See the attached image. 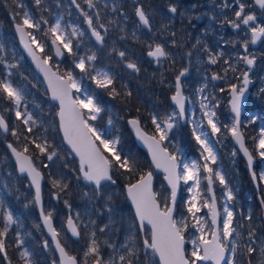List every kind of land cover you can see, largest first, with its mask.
<instances>
[{
	"label": "snow or ice",
	"instance_id": "1",
	"mask_svg": "<svg viewBox=\"0 0 264 264\" xmlns=\"http://www.w3.org/2000/svg\"><path fill=\"white\" fill-rule=\"evenodd\" d=\"M41 2L42 0H35L37 6H40ZM235 2L238 4V9L234 11L235 19L226 18L224 23H227L233 29H240L241 26H244L251 33L250 41L245 40L241 44L245 54L237 57L239 61H242L247 66V70L242 71L240 77H237L240 80L239 85L229 84L228 86L230 94L228 103L230 112L232 113L231 124L225 123L221 126L217 113L214 110L219 105L205 103L208 100L206 96L202 97L200 102L201 120L199 122L194 119L190 121L193 124V138L203 150L201 153V159L204 160L203 165L195 161L192 163H184L183 170L178 171L180 168L178 156L170 153L167 148L162 146L163 142L169 138L170 131L176 127L178 120H184L186 117L187 110L185 105L187 102H190V99L184 95L182 78L188 73L187 67L183 68L175 77L174 92L170 97L172 103L175 105V109L171 113H166L163 117L158 114L151 116V123L155 128V134H147L141 128L138 119L128 121L133 127L137 138L147 147L151 155L152 164L156 169L162 170L165 173L164 179L170 188V193L166 197V200L170 203H165V206L162 208L158 200V194L153 191V173L151 171L140 174L135 183H130L125 186L128 199L135 209V217L139 222L140 232L144 236L142 241L144 257L147 259L149 253H151L154 258L158 257V264H208V262H211V264H236L234 254L237 252L240 242L244 239L243 233L235 224L234 210L228 206V203L234 200L233 193L228 189L227 181L221 171L210 166V164L216 163L217 157L209 140V134L202 130L203 121H207V127L210 128L212 136L221 134L223 127L231 135L235 143L239 145L240 151L247 159L248 168L252 172L253 180L255 181L257 179L256 173L252 171L254 157L245 144L240 117L243 99L248 91L249 85L252 83L249 73L256 62L255 55L247 54L248 44L255 45L257 41L264 37V25L257 23V16L255 14L245 13V9L251 7V5H246L242 0H235ZM71 3L75 5L84 17V22L87 24L91 35L95 37L97 43L103 44L104 36L94 25L93 16L81 8L78 0H71ZM84 3L87 4L89 9L96 7L93 0H84ZM253 3L264 10V0H253ZM230 6L227 0H225L221 7L228 8ZM178 11V7L175 4H169V13L175 15ZM135 14L140 24L145 27L150 26L149 16L142 6L138 5L135 7ZM15 15L19 14H14V18ZM95 19L99 24V28H104L107 31L105 25L99 23L100 17L98 12L95 15ZM41 23L48 25L46 30L41 28ZM32 29L42 30L45 36L50 35L52 37L51 44L55 49V55L57 57L62 56L65 51L69 55L73 54L72 40L66 33L65 28L61 25L60 19H57L55 23L49 25L48 21L44 20L43 17L40 20H36L28 11H23L22 15H20V21L15 23V30L19 34L20 42L24 45L29 56L32 57L36 67L44 74V78L48 84V90L51 92V98L59 102V111L57 112V116L59 117V130L63 133L64 141L79 158V173L85 181L96 186L95 193L96 195H100V190L103 186L102 182L116 183L113 178L114 169L123 170L126 173H135L137 163L130 153L123 154L121 150H118L119 138L108 139L106 138V134L101 133L89 123V121L96 120L97 116L101 113L102 109L100 105L91 95H86L83 99L79 96L73 98L71 94L72 89H75L77 92L81 91L78 81L73 77L71 71L62 75L53 72L49 64L51 57L44 56L41 58L36 55V50L43 53L44 45L34 32L30 31ZM77 34L84 35L83 32H78V29L73 27L71 35L76 36ZM173 35L175 34L173 33ZM5 51L4 44L0 43V53H4ZM205 51H207V48H205ZM147 55L155 58L159 62L160 58L167 57L169 53L165 51L162 45L156 44L154 48L150 46V51H148ZM189 55L191 54L189 53ZM220 55V53L209 55V63L216 64ZM119 56L123 58L125 53L119 52ZM95 59L96 56L94 54L88 56L87 60L81 57L75 63V67L82 73H88L91 62ZM224 63L229 64L233 72L237 71L236 67L229 63V60H225ZM0 64L4 65L6 72L8 69L16 67L15 64L8 63L2 55H0ZM127 68L139 71L137 65L132 62L127 63ZM225 73H227V70H225ZM11 75V72H7V75L3 79H0V95L18 109L24 96L21 89L14 87L9 81ZM91 79L98 88L108 89L109 95L113 97L119 95L116 89L112 87L113 80L107 72H98L96 75L91 76ZM220 79H224V77L215 73L212 75L213 81ZM203 91V87L198 89V92L202 93ZM220 91L224 92L225 89L221 88ZM259 94L264 95V86L259 89ZM126 95L130 96L131 93H126ZM85 109H87V113L84 112ZM15 115L16 119L22 120L27 126V131L31 133L33 126L36 124L32 115L27 113V111L21 113L19 110H16ZM262 118L264 117L253 115L250 119L252 123H255L257 119ZM111 123L112 121L109 120V124ZM0 129L5 132L9 131V126L2 116H0ZM12 135L19 138V134L15 129L12 130ZM253 140L255 141L256 153L261 161L264 162V126L260 128L258 136L253 137ZM96 141H99V144ZM32 143H35V141H32ZM7 147L15 157L19 172L26 173L31 181V186L35 188V205L41 207L42 174L34 166L32 158L26 155L28 152L27 145H25L23 151H18L11 143ZM36 147L40 153L47 155L49 161H52L57 155L55 150L48 151L52 146L46 140L43 144L37 143ZM104 152L109 153V155L105 156ZM235 154L233 152V155ZM47 166L45 165V167ZM201 169L207 175L202 177ZM202 179L207 180V192L211 196L210 200L204 199L201 195ZM259 179L260 181H264V170L261 171ZM214 180L219 181V184L227 189L224 193L227 202L223 206V213L217 208V199L213 192ZM181 181L186 185L190 181L192 182L188 188V192L191 195L186 202V211L193 221L191 225L188 223V217L177 220L173 215L177 200V189ZM52 184L54 188L60 190L68 187L67 184H61L57 180H53ZM53 195L55 199H59L58 193H54ZM85 195L88 194L85 193ZM65 204L67 205V201H65ZM261 206L264 207V199L261 200ZM202 208L208 209L207 218L198 215ZM40 215L44 226L52 237V243L55 244V248L59 252V264H78L77 258L70 256L59 240L60 233L53 227V213L51 211L45 213L41 207ZM245 219L251 221L252 218L248 216ZM14 223L13 215L10 212H4L3 228L0 229V253L4 254L5 260L8 257L4 238L7 236L10 226ZM91 223L94 224L95 222L92 221ZM67 226L73 237L80 236L79 228L71 216L67 220ZM189 227L194 229L195 233L190 240L186 241L185 232ZM106 228L107 225L100 228L99 231L103 233ZM89 235V243L84 252V264H88L89 259H91V264H139L140 255L138 247L126 244L123 248L124 254L106 260L102 256L100 243L96 239V233L93 231ZM149 235L150 238H148ZM247 240L249 243L245 244L244 247L246 254L250 256L256 250L255 246L258 243L256 231L252 227L248 229ZM105 243L108 242L106 241ZM186 243H190L192 246L190 255L186 253ZM259 243L261 244V260L259 264H264V240L259 241ZM22 244L23 241L20 239L19 234H17V245L20 246ZM44 247L45 249L49 247L48 241L44 242ZM108 247L113 248L114 246L108 243ZM20 257L23 264H33L31 253L27 249L20 252ZM150 264H156V260L153 259L150 261Z\"/></svg>",
	"mask_w": 264,
	"mask_h": 264
},
{
	"label": "trees",
	"instance_id": "2",
	"mask_svg": "<svg viewBox=\"0 0 264 264\" xmlns=\"http://www.w3.org/2000/svg\"><path fill=\"white\" fill-rule=\"evenodd\" d=\"M53 1L42 0L41 5L37 6L35 0H0V43H3L6 49L0 55L8 63L16 65L15 68L8 69L7 72L12 73L9 81L14 87L21 89L24 96L18 110L21 113L27 111L36 121L33 131L29 133L27 126L22 120H17L16 116H14L16 106L0 95V113L9 126L7 134H3L0 130V209L9 211L15 220V223L10 226L7 236L4 238L8 259L5 260L4 254L0 253V264H23L20 252L25 249L31 253L33 264H54V262L56 264L53 249L49 247L48 250H44L42 245L45 236L38 220V214L32 200V191L26 178L16 175V181H11L5 174L7 169L15 170L14 163L5 146V142L7 141L20 150H23L25 145H27V154L45 177L42 186L44 210L51 211L50 206L55 208L51 212L57 213L54 216L56 229L58 228L64 233L66 241L62 240V243L68 252L77 258L79 264H84V252L90 239V235L82 232L81 226H78L80 231L78 240L72 239L64 231L63 224L67 213L76 211L81 213L84 208L88 207L86 205L91 204V202L86 201L83 197L84 190L89 186L82 182L78 162L69 154L68 149L63 144L56 119L57 106L49 101L40 77L35 73L18 48L12 28V20L20 21V15H22L23 11H28L36 20H40L43 17L50 24V15H55V12H58V14L62 13L61 10H54L52 8ZM57 1L62 9L65 7L64 4L68 5L67 0ZM194 1L197 0H111L113 8L110 11L118 17H123L124 21L130 24L131 27L126 25L128 28L122 27L118 29L115 25V28L111 27L109 30L114 38L108 37L113 42L111 50L107 52V63L100 60V53L104 47H99L90 41L94 55L96 56L95 63L93 62L94 65L102 66L116 62L119 54L118 49L125 48L127 59L130 58V54H134L135 59L138 61L137 68L139 69V71L132 72L123 67L122 71L120 69L117 71L116 69L115 73L114 67L110 71V76L113 80L112 87L119 93L115 97L109 95L108 89L98 88L95 83H90V79H88L89 84H85L87 83V79L85 76L82 77L88 92L97 102L101 103V105L103 104L104 112L102 117L100 116L101 121L99 125L105 131H108L109 137L119 138L118 150H121L123 154L130 153L137 163L135 173H126L123 170L114 169L113 178L116 183L112 184L110 182L104 184L100 190V195H96L95 191L93 192L96 201L93 202L91 208L89 231L90 233L93 231L96 233V239L100 243L104 259L124 254L123 248L126 244L138 247L141 258L140 250L143 247L142 235L135 221L132 209L127 202L124 185L137 180L140 174L152 170V166L146 152L135 144L131 133L127 129L125 120L129 116H134L149 133L155 134V128L151 123V116L158 114L163 117L168 109L172 108L170 95L174 90V86H170L169 81L175 79L176 75L179 74V70L184 65L179 55L180 48L178 46L181 45L183 40H188L186 37V33L189 32L188 25L192 22H197V18L178 19L176 17L177 14L172 15L168 12L167 8L172 3H176L178 9L184 8ZM137 5L142 6L145 12L148 13L151 34L141 27L135 18L134 13ZM69 9L75 16V19L84 27L81 22L82 17L74 8L69 6ZM16 13L19 15H15L14 18V14ZM72 21L76 20L73 19ZM63 23L66 33L72 40L74 51H78L79 43L77 44V41L71 36L65 20ZM224 24L227 25V23ZM47 27L48 25L41 23L42 29L46 30ZM226 31L230 33L231 28L227 27ZM215 32L217 33V27H215ZM36 35L45 45L43 53L40 52V54L42 56L45 53L51 54L48 41L52 37L50 35L45 36L42 30H36ZM151 37H157L169 48L167 51L169 55L162 61L164 65V69H161L162 78L159 76V69L150 64L149 59L145 56V51L149 48L150 42L153 41ZM104 40L105 44L107 38L104 37ZM223 40L226 41L227 39L224 38ZM217 44L214 41L211 47L215 49ZM225 46L227 44L223 45V49ZM233 50L236 53L237 48L234 47ZM66 55L68 53L65 52L62 62H57L54 69L61 73H65L66 70H73L76 75L81 74L82 72L73 65V62L67 60ZM104 55L105 53L102 54V56ZM7 72L4 65L0 64V79H3L7 75ZM220 89L217 91V97L219 100L223 99L220 107H224L226 105L228 87L224 88V92H221ZM129 92L131 95H126ZM216 113L220 124H225L228 119L227 116H223V111H220L217 107ZM109 120L112 121L111 124H109ZM13 129L18 132L19 138L12 135ZM177 132L181 145L186 149L185 154H196L199 147L191 135L188 124L181 125ZM38 137L39 139H37ZM45 140L52 146L48 151L55 150L57 153L53 160L56 161L58 159L60 162L58 169L53 170L54 179L50 178V170H47V167L43 165V161H49L47 155L40 153L36 147L37 143L43 144ZM32 141H35V143H32ZM246 144L252 150L249 139H246ZM104 154L106 156L109 155L107 152H104ZM64 156H66V160L62 161V157ZM51 164L52 162L46 165L51 166ZM156 179L158 183H163L160 174L156 175ZM53 180L60 181L61 184H67L68 187L64 190L54 188L52 184ZM164 188L166 189L165 186ZM54 193H58L59 199H54ZM65 201H67V205ZM255 203L256 210H258L259 203L257 199H255ZM252 208L253 206L251 205ZM179 209L182 208L179 206L178 199L175 210L179 211ZM1 210L0 229L3 228V210ZM92 221L95 223H91ZM105 225H107V228L105 232L101 233L99 229L105 227ZM17 234H19L20 239L23 241V244L20 246L17 245ZM106 241L114 247H108V243H105ZM89 262L91 263V259L88 260Z\"/></svg>",
	"mask_w": 264,
	"mask_h": 264
},
{
	"label": "rangeland",
	"instance_id": "3",
	"mask_svg": "<svg viewBox=\"0 0 264 264\" xmlns=\"http://www.w3.org/2000/svg\"><path fill=\"white\" fill-rule=\"evenodd\" d=\"M93 2L96 5V7L93 9H89L87 4L84 3V0H78V3H80L82 9L93 16L94 25L97 27L98 31H100L101 34L107 38V42H105L103 46L105 55L102 56L103 50L100 53V60L107 63L106 61L107 51L111 50L112 42H113V40H109L108 37L112 39L114 38V36L110 34L109 30L111 29V27H114L115 25L116 27H118V29L122 27H127L126 25H129V27L131 26L130 24L124 21L123 17H118L112 11H110L113 8L111 4V0H93ZM224 2L225 0H203L201 2H198L197 0L190 3L188 6H185L184 8H179L178 9L179 11L176 16L178 19H183V20L196 19L198 16H200V21L198 22L199 25L196 26L195 25L196 22L195 23L192 22L193 24L190 23V25H188L189 32L186 33V37L188 38V40L187 41L183 40L181 45L178 46L180 48L179 55L181 57V61L184 63V65L181 67L179 72L185 67L188 68V73L186 74L185 77H183L184 80H182V82L184 85V93L190 99V102H188L186 106V110H187L186 123L190 128L191 135H192L193 124L190 121L194 119L199 122L201 120L202 113L200 111V102H201V98L205 96L208 97V100L205 101V103H209L211 105H219L218 108L220 111H223L224 113L223 116H227L228 120L227 121L225 120L226 123L231 124L232 115L228 110L229 95L227 93L226 105L224 104L225 105L224 107H220L221 102H223V99L222 100L218 99L217 91H219L220 88L228 87L229 84L239 85L240 80L237 79V77H240L241 72L246 70V68L243 66V62L239 61L237 57L239 55L244 54V52L242 51L243 48L241 47V44H243L245 40L250 41L251 33L248 32L247 29L244 28V26H241L240 29H234V30L231 29L230 33L226 31L227 27L231 28V26L228 24L227 26L222 22L226 18L227 19L232 18V20L235 19L234 11L238 9V4L235 2V0H227L228 4L231 6L228 8H223L221 6L223 5ZM242 2H244L246 5H251V7H247L245 9V13L255 14L257 16V23L264 25V10L256 7L255 4L253 3V0H242ZM52 4H53L52 8L54 10H61L62 13L58 14V12H55V15H50L51 17L50 24H53L57 19H60L61 25L64 27L63 21L65 20V24L67 25L70 34L72 32L73 27L77 28L78 32L84 33V35L82 36L79 34H77L76 36L71 35L73 39L77 41V44L79 43V50L74 51L73 43H72L73 54L72 55L68 54L66 56H67V60L72 61L73 65L75 66V63L78 61L79 58L83 57L85 58V60H87L88 56L94 54L93 47L90 42L91 40L89 34L86 32L85 27H82L80 22L77 19H75V16L72 14L71 10L69 9L70 6L69 3L68 5L64 4L65 6L64 9H62V7L60 6L57 0H54ZM172 4L176 5V3H172ZM97 12L99 13V17H100L99 23H103L107 28V31H105L104 28H99V24L96 22L95 19V15ZM181 13H183V15H181ZM73 19L76 21H72ZM81 22L83 23V21ZM215 27H217V33L215 32ZM30 31H33L34 34L36 35L35 29H32ZM201 33H204V35H202ZM153 37H155V35H153ZM37 38L39 39V37ZM224 38L227 40L224 41L223 40ZM214 41L215 43H218L215 49L211 47V44ZM226 44L227 46H225V48L223 49V45ZM234 47L237 48L236 53L233 50ZM205 48H207V51H205ZM44 49H45V45H44ZM118 51H120V49H118ZM85 52L88 53L85 54ZM189 53L191 55H189ZM218 53H220L221 55L219 56L216 64L207 63V60H209V55H216ZM248 54L255 55L256 62L250 74L252 85L250 87V93L246 103V109L242 117L241 128L245 138L249 139L250 141V145L253 150V151L251 150V153L254 155L256 159L254 170L256 171L258 181L261 183V185H263L262 195L264 198V181H260L259 179L261 171L264 170V162H262L260 157L257 155L255 150V141L253 140V137L258 136L260 128L264 126V118L257 119L255 123H252L250 119L253 115L264 117V95L259 94V89L262 86H264V37L261 43L255 48L252 47L251 43L248 44ZM44 56L51 57L49 63L52 65V67H54L57 64V62H62V60L58 61L52 55V53L51 54L45 53L43 57ZM225 60H229V63L235 66L236 69L238 70L236 72H233L230 69L229 64L224 63ZM93 62L95 63V60L91 62V67L89 68L88 73H81V74L79 73L80 75L79 74L76 75L75 72H73V70L65 71V73L71 71L73 77L78 81L80 85L81 88L80 92H77L74 89L75 97L79 96L81 99H83L86 95H91L88 92L85 85V84H89L88 79H90V83L91 82L94 83L93 80L91 79V76L96 75L98 72H107L102 66L97 64L94 65ZM160 65L161 63L159 62L158 63L159 70L161 69ZM69 66L71 67L70 64ZM225 70H227V73H225ZM211 72L216 73L221 77H224V79H221L220 84L215 85L211 81L209 75ZM59 73L65 74L61 72ZM83 76H85L87 79L86 81L87 83L85 84L82 79ZM169 85L172 87L174 86V79L169 81ZM202 87L204 88V91L202 93L198 92V89ZM213 97H215L216 100L213 99ZM97 103L100 105L102 111L97 116L96 120L89 121V123H91L101 133L106 134V138L115 139L113 137H109V135L107 134L108 131H105L99 125V122L101 121L100 115L102 117L104 112V107L102 106L103 104L101 105V103L99 102ZM216 108L214 109L215 111ZM16 110L18 109L15 107L14 116H16L15 115ZM173 110L174 108L172 107L168 109L166 113H171ZM84 112L87 113V109H85ZM178 126L179 124L177 122L176 127L170 131L169 138L165 140L163 144L167 149L170 150L171 153H174L178 156L180 162L179 171L183 170L184 163H192L193 161H195L198 164L203 165L204 160L201 159V153L203 150L200 148L199 145H198L199 150L196 154L194 155L185 154L186 149H184L183 146L181 145L180 143L181 141L179 139V135L177 132L179 130ZM202 130L209 134V140L217 157L216 163L210 164V166L214 169L220 170L221 173L225 176L228 189L232 191L234 196V200L228 203V206L234 210L235 224L244 235V239L240 242V246L238 247L237 252L234 254V259L236 261V264H259L261 260V253H260L261 244L259 243V241L264 240V233L262 232L261 227L259 225L260 210L259 208L258 210H256L257 208L255 205L256 192L251 186L249 179L248 178L246 179L248 175L247 167L243 159L239 155V152L236 149L230 134L227 133L226 130L223 129V127L221 134H218L217 136H212L210 128L207 127V121H203ZM97 143L99 144V141H97ZM233 152H235L236 154L233 155ZM64 160H66V156L62 157V161ZM51 162L52 164L51 166H47V170L48 169L50 170V174H49L50 178L54 179L53 170L58 169L60 162L58 161V159L56 161L46 160L43 161V165H46L47 163H51ZM5 174L11 181H16L15 177L17 174L15 170L13 171L7 169ZM201 175L203 177L207 175V173H204L203 170L201 169ZM80 178L83 183L89 186L84 190L83 197L86 201L91 202V204L86 205L88 207L84 208L81 213L80 212L78 213L76 211L73 212L72 214L77 225L81 226L82 232H85L87 235H89L91 208L93 206V202L96 201V198L93 195L95 188L91 184L86 183L81 176ZM191 184H192L191 181L187 185L184 184L183 181H181V189H180L181 197L179 198V206L182 209H179V211L175 210L174 213V218L177 220H181L184 217H188V223L190 225L191 223H193V221L191 220V217L188 216V213L186 211L187 208L186 202L189 200L191 195L188 192V188L191 186ZM213 184H215L214 185L215 189H217L216 198L219 205V211L223 213V206L227 202L224 193L227 189H225L224 186L220 185L219 181L214 180ZM242 187L244 188L242 189ZM201 188H202V193H201L202 197L204 199L210 200L204 179H202L201 181ZM155 192L158 194V200L161 204V207L163 208L165 206V203H168L166 197H168L169 193L168 190L164 188L163 183L162 184L160 182L158 183L157 179L155 180ZM85 193H87L88 195H85ZM251 205L253 206L252 209H251ZM50 209L51 211L55 210V208H53L52 206H50ZM2 210H3L2 214L4 212H9L6 211L5 209ZM253 210L254 213L252 214ZM47 212L49 211L47 210L46 213ZM207 213H208V209L202 208L201 212L198 213V215L207 218ZM56 215L57 213L54 212L52 217L54 218V216ZM248 216H251L252 218L251 221L245 219ZM85 225H87V227H85ZM249 227L255 229L256 237L258 239V243L255 246L256 250L250 256L246 254V249L244 247L245 244L249 243V241L247 240V232ZM57 231L60 233L59 237L61 241L62 240L66 241V237L64 233L58 228ZM194 233L195 230L189 227V229L185 232L186 240L187 241L190 240ZM185 249H186V253L190 255V252L192 250L191 244L187 243ZM140 252H141V258L139 264H150V261H152L153 259H155L156 264H158L157 258L156 257L154 258L151 255V253H149L147 259H145L143 247L141 248Z\"/></svg>",
	"mask_w": 264,
	"mask_h": 264
},
{
	"label": "water",
	"instance_id": "4",
	"mask_svg": "<svg viewBox=\"0 0 264 264\" xmlns=\"http://www.w3.org/2000/svg\"><path fill=\"white\" fill-rule=\"evenodd\" d=\"M68 2L77 10V12L80 14V11L75 7V5H73L72 3H71V0H68ZM138 6V5H137ZM257 6V5H256ZM258 7V6H257ZM259 8V7H258ZM260 9V8H259ZM135 16H136V14H135ZM136 19H137V21L139 22V19H138V17L136 16ZM199 19V18H198ZM15 23H16V21H13V24H12V27H13V32H14V35H15V38H16V41H17V45H18V47H19V49L21 50V52L23 53V55L25 56V58L27 59V61L29 62V64L31 65V67L33 68V70L37 73V75H39V77L41 78V81L43 82V85L45 86V89H46V92H47V95H48V98H49V101L50 102H52V103H54V104H56V106H57V112L59 111V102L58 101H55V100H53L52 98H51V92L48 90V84H47V81L45 80V78H44V74L36 67V64L33 62V60H32V57L31 56H29V54H28V52L25 50V48H24V45L20 42V37H19V34L16 32V30H15ZM140 23V22H139ZM141 26H143L145 29H149L150 27H145L144 25H142V24H140ZM85 26H86V28H87V30H88V32H89V34H90V37H91V39L95 42V43H97V41L95 40V37H93L92 35H91V31L88 29V26H87V24L85 23ZM263 38V37H262ZM262 38H261V40H262ZM261 40H259V41H257V43L255 44V45H253L252 44V46L253 47H256V46H258L259 45V43L261 42ZM97 44H100V43H97ZM49 45H50V47H51V50H52V54H53V56L55 57V58H57L58 60H62L63 59V57H64V55H65V52L63 53V55L62 56H60V57H57L56 55H55V49H54V47L52 46V44H51V39L49 40ZM155 47V45L153 46V48ZM33 48L35 49V47H34V45H33ZM148 51H150V50H148ZM148 51H146V56L148 57V58H150V59H154V60H156L155 58H153V57H150V56H148L147 55V53H148ZM36 55H38V56H40L41 58H43L41 55H40V53L38 52V50H36ZM164 58H166V57H162V58H160V60H162V59H164ZM50 64V63H49ZM50 66H51V64H50ZM244 66L245 67H247L245 64H244ZM51 68H52V71L53 72H56L55 70H54V68L51 66ZM252 70V69H251ZM251 72V71H250ZM57 74H60V73H58V72H56ZM250 74V73H249ZM61 75V74H60ZM213 75V74H212ZM211 78H212V76H211ZM213 81V80H212ZM220 80H215V81H213V82H215V83H218ZM250 86H251V84L249 85V88H250ZM249 88H248V91L246 92V94H245V97H244V99H243V103H242V111H241V117H240V119L242 120V115H243V113H244V111H245V107H246V101H247V98H248V95H249ZM72 96H73V98H75L74 97V95H73V89H72ZM173 94V93H172ZM171 94V95H172ZM171 95H170V97H171ZM185 95V94H184ZM186 96V95H185ZM229 99H230V94H229ZM170 102H171V105L175 108V105L172 103V101H171V99H170ZM185 107H186V105H185ZM228 107H229V111H230V106H229V103H228ZM231 113V112H230ZM232 114V113H231ZM0 116H2L1 115V113H0ZM56 119H57V123H58V129H59V117L57 116V113H56ZM131 119H137V118H135V117H133V116H129V117H127L126 118V126H127V128H128V130H129V132L131 133V135H132V137H133V139H134V141H135V143H136V145L138 146V147H140L143 151H145L146 152V154H147V156H148V158H149V161H150V163H151V165H152V168H153V170H154V172L155 173H160L161 174V179H162V181H163V183L165 184V186L167 187V189H168V191H169V193H170V188H169V186H168V183H167V181L164 179V177H165V173L162 171V170H159V169H156L155 168V166L152 164V160H151V155L149 154V152H148V149H147V147L143 144V142L142 141H140L138 138H137V135H136V133H135V131H134V129H133V127L128 123V121L129 120H131ZM186 122V117H185V119L184 120H180V123L181 124H184ZM140 126H141V124H140ZM141 128L147 133V134H149V135H153V134H150V133H148L142 126H141ZM2 132H3V134H7L8 133V131L7 132H5V131H3L2 129H0ZM59 132H60V135H61V137H62V140H63V143H64V145H65V147L69 150V152H71V155L76 159V160H78V165H79V158L75 155V153L74 152H72V150H71V148L69 147V145L64 141V139H63V133L59 130ZM245 138V137H244ZM231 139H232V137H231ZM233 140V139H232ZM10 142H5V146H6V148H7V151L9 152V154H10V157H11V159H12V161H13V163H14V166H15V170H16V173L19 175V176H23V177H25L26 179H27V181H28V184H29V186H30V188H31V190H32V199H33V202H34V195H35V188L34 187H32L31 186V181H30V179L28 178V176H27V174L26 173H20L19 172V170H18V167H17V164H16V160H15V157L12 155V153H11V151H10V149H8V147H7V145L9 144ZM97 143V142H96ZM233 143L235 144V147L237 148V150H238V152H239V154H240V156L242 157V159L244 160V162H245V164L247 165V169H248V173H249V176H250V179H251V182H252V184H253V186H254V188H255V190H259V186H258V180L256 179L255 181L253 180V178H252V172L249 170V168H248V164H247V159L244 157V155H243V153L240 151V149H239V145H237L236 143H235V141L233 140ZM12 144V143H11ZM245 144H246V141H245ZM13 145V144H12ZM14 146V145H13ZM162 146L164 147V145L162 144ZM247 146V145H246ZM15 147V146H14ZM248 147V146H247ZM249 149V148H248ZM17 150L18 151H23V150H20V149H18L17 148ZM168 150V149H167ZM169 151V150H168ZM249 151H250V149H249ZM170 152V151H169ZM26 155H28L27 153H26ZM105 155V154H104ZM254 163H255V159H254V162H253V167H254ZM34 164V163H33ZM35 166V165H34ZM36 167V166H35ZM37 168V167H36ZM38 169V168H37ZM39 170V169H38ZM40 171V170H39ZM178 171H179V169H178ZM252 171H254V168H252ZM41 172V171H40ZM147 172H149V171H147ZM146 172V173H147ZM255 172V171H254ZM41 174H42V179H41V207L43 208V210H44V201H43V192H42V184H43V181H44V175H43V173L41 172ZM257 176V175H256ZM82 177V176H81ZM83 178V177H82ZM154 180H155V178H154V175H153V180H152V184H153V191H154ZM85 181V180H84ZM87 182V181H86ZM107 181H105V182H102V184H104V183H106ZM136 182V180L135 181H133V182H131V183H135ZM87 183H89V182H87ZM130 184V183H129ZM206 184H207V180H206ZM94 185V184H93ZM127 185V184H126ZM126 185H124V191H125V196H126V199H127V202L129 203V205H130V207H131V209H132V211H133V214H134V217H135V209H134V207L132 206V204H131V201L128 199V196H127V191H126ZM95 186V185H94ZM95 188H96V186H95ZM180 188H181V182H180V184H179V186H178V189H177V199H178V196H179V192H180ZM213 192H214V190H213ZM53 197H54V195H53ZM209 197H210V199H211V196L209 195ZM55 199V198H54ZM257 199H258V201H260L261 202V198H260V194H257ZM177 201V200H176ZM168 203H170L169 201H168ZM34 205H35V203H34ZM41 207H38V206H36L35 205V208H36V211H37V214H38V219H39V222H40V225H41V227H42V229H43V232H44V234H45V236H46V240H44L43 242H42V245H43V247H44V242L45 241H48V243L51 245V247H52V249L54 250V253H55V255H56V257H57V261H58V264H59V261H60V255H59V252L56 250V248H55V244L54 243H52V237H51V235L49 234V232H48V230H47V228L44 226V224H43V221H42V218H41V215H40V212H41ZM217 208H218V206H217ZM45 212V211H44ZM173 215H174V213H173ZM72 217L73 218V221H74V223L76 224V222H75V219H74V217L69 213L68 215H67V217H66V219H65V222H64V228H65V231H66V233L71 237V238H73V239H78L79 237H73L72 235H71V232L68 230V226H67V220H68V218L69 217ZM135 220H136V217H135ZM52 222H53V227L55 228V226H54V221H53V218H52ZM136 222H137V225H138V227H139V222L136 220ZM77 225V224H76ZM56 229V228H55ZM140 230V229H139ZM149 233H150V227H149ZM142 234V233H141ZM142 236H143V234H142ZM144 238V237H143ZM60 240V239H59ZM186 240V239H185ZM61 242V241H60ZM62 244V243H61ZM186 245V244H185ZM62 246H64L63 244H62ZM65 247V246H64ZM44 249H45V247H44ZM65 250H66V248H65ZM66 252L68 253V251L66 250ZM69 254V253H68ZM70 256H73V255H71V254H69ZM75 257V256H74ZM157 260H158V257H157Z\"/></svg>",
	"mask_w": 264,
	"mask_h": 264
},
{
	"label": "flooded vegetation",
	"instance_id": "5",
	"mask_svg": "<svg viewBox=\"0 0 264 264\" xmlns=\"http://www.w3.org/2000/svg\"><path fill=\"white\" fill-rule=\"evenodd\" d=\"M198 22H196V23L193 22V23H195V25L198 26L199 25ZM149 33L151 34V28H150ZM201 34L204 35V33H201ZM151 39L153 40V41L150 42V46L151 47L154 46L155 44H160V45H162L165 48V51L166 52L168 51L169 48H168V46L166 44H164L163 41H161L157 37L156 38H152L151 37ZM150 46H149L148 49H150ZM107 52H109V51H107ZM119 52H124L125 53V56L123 58H121L119 56V54H118V57L116 58L117 61L116 62H111V64H109L110 67H112V68L115 67V73H116V69H117V71H119V69H120V71H122L123 67H126L127 68V63H129V62L135 63L138 66V61L135 59L134 54H130V58L127 59V53H126L125 48H121ZM102 53H105V52H102ZM106 60H107V55H106ZM149 61H150V64H152L153 66H155V68H157V69H158V63L160 62L161 63V65H160L161 69L162 70L164 69V65H162V63H163L162 61L159 60V62H157V60H152V59H149ZM207 63H209V60H207ZM127 69L129 71H132V72L134 71V70L129 69V68H127ZM161 69L159 70L160 71V75H159L160 78L163 77ZM211 74H212V72L209 75H211ZM182 80H184V79L182 78ZM214 185L215 184H213V186ZM243 188L244 187H242V189ZM214 191H215V193L217 195V189H215V186H214ZM262 193H263V185H261V183L259 182V194H260L261 200L264 199ZM259 210H260V221H259V225L261 227L262 232L264 233V207L261 206V202L260 201H259Z\"/></svg>",
	"mask_w": 264,
	"mask_h": 264
}]
</instances>
